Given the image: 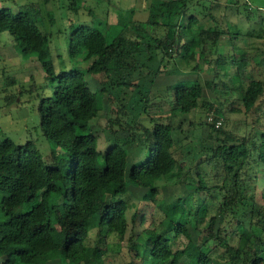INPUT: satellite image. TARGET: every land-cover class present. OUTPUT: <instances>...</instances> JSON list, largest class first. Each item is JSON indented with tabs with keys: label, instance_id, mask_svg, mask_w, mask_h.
Wrapping results in <instances>:
<instances>
[{
	"label": "trees",
	"instance_id": "obj_1",
	"mask_svg": "<svg viewBox=\"0 0 264 264\" xmlns=\"http://www.w3.org/2000/svg\"><path fill=\"white\" fill-rule=\"evenodd\" d=\"M0 1V37L8 34L15 50L34 57L49 80L51 94L38 104L41 135L66 155L64 162L48 164L34 142L0 140V264H105L109 249L103 244L114 236L126 249V264H264L260 116L244 137L214 123L206 137L199 136L201 129L187 117L201 108L218 121L221 110L204 99L205 88L239 93L247 118L260 112L264 78L256 74L264 65V48L253 56L245 47L238 53L240 34L221 27L223 17L209 12L203 15L207 29L189 39L199 24L193 12L208 11L206 2L151 0L147 20L125 21L116 35L95 16L90 25L70 24L63 42L73 64L91 55L87 80L77 68L57 70L54 35L60 41L62 31L42 29L41 0L12 8L8 2L16 0ZM232 5L239 10L240 0ZM68 11L78 15L76 0H69ZM202 55L213 80L201 81L198 64L187 74L176 68L178 59L191 63ZM163 77L175 81L157 87ZM104 109L110 142L101 151L91 124ZM26 170L33 178L25 177ZM168 177L176 178L180 193L170 201L158 183ZM131 194L138 204L129 221ZM151 207L160 220L146 225Z\"/></svg>",
	"mask_w": 264,
	"mask_h": 264
},
{
	"label": "rangeland",
	"instance_id": "obj_2",
	"mask_svg": "<svg viewBox=\"0 0 264 264\" xmlns=\"http://www.w3.org/2000/svg\"><path fill=\"white\" fill-rule=\"evenodd\" d=\"M204 1L203 3L210 7V9L206 11L204 8L199 7L196 12H193L198 17L199 24L193 26L191 32L188 34L189 39H198L200 33L207 29L208 19L203 15L209 12L216 18L223 17L221 27L226 26L231 33L240 34L239 38L235 41V47L238 53L243 52V47H245L248 48L249 56H253L256 53L259 54L258 48H264V39L262 38L264 37V0H240L239 10H235L232 5L236 0H217V4L213 7L208 2L210 0ZM28 2L30 0H16V3L11 1L8 3L11 4L12 8V6L26 5ZM39 2V6L45 17V25L42 29L48 33L53 32L54 34L59 30L62 31L60 41L57 35H54L57 49L54 53L53 61L57 70L77 68L85 72L91 65V55H86L79 63L73 64L68 57L67 46L63 42L64 37L69 34L70 24L74 22L76 25L81 23L90 25L93 16H95L98 20L107 22L106 29L113 35H116L124 27L125 21H130L131 19L146 21L151 0H76L77 6L79 7L78 15L68 11L69 0H49L48 3L41 0ZM22 10L24 9L22 8ZM132 10H134L133 13ZM19 11L13 9L15 14ZM125 17L126 20H124ZM253 33L256 37L252 39L249 34ZM227 38V36L223 37L225 40ZM207 44L210 46L212 41L207 40ZM58 55H61L62 58H58ZM260 57L257 56L255 58L256 63H259ZM138 60L146 61L144 57H140ZM196 64L201 69L199 75L202 82L214 79L215 73L211 72L212 67L208 66V59H205L203 55L197 57V60L191 63L178 59L176 61V68L182 73L187 74L190 73ZM251 69L253 67L249 66L247 75L251 74ZM258 69H260V72L256 75L264 78V65ZM85 77L87 80L91 78L88 72H85ZM190 78H195V76L186 77V79ZM221 79L224 80L223 77ZM12 81H14V84ZM174 81L175 78L172 77L158 78L156 80V86L163 87ZM225 81L229 83L227 79ZM48 84L49 80L47 79V75L42 70L39 62L34 57H23L19 54L15 50L12 38L8 34H3L0 37V140L9 138L19 146L25 145L27 142H34L46 157L48 164H59L65 161V152L47 142L39 130L41 118L38 113V104L42 96L51 94V89L47 88ZM229 85L232 87L231 84ZM16 96H19L17 103H12L10 98ZM203 96L204 99L212 101L215 108L221 110V114L218 115V121H222V125L224 124L223 128L234 133L237 137H244L252 132L253 128L251 123L253 119L258 118L257 115L260 116L258 119L261 122H259V126L256 128H259V130L264 128V105L260 112L251 118H247L244 114L239 93L234 91L225 92L222 88L216 90L205 88ZM164 109L163 111L165 113L169 112L167 107ZM106 110L104 109L91 124L93 133L98 137V143L95 146L101 151H105L110 142V135L105 129L109 115ZM156 111L152 110V113H157ZM136 114L141 119L147 118L146 114H140L139 111ZM187 117L197 123L198 128L201 129L198 135L202 137H206L210 132L208 124H216L214 115L211 113L210 115L207 114L201 108L190 113ZM16 153L17 151L13 152V154ZM187 166L186 164L185 167ZM206 172L212 173L211 168H207ZM175 173H179V170H176ZM24 175L27 178H33L29 170H26ZM259 177V186L264 192V170L260 172ZM175 181L176 178L168 177L158 182L159 185H165L163 197L166 201L179 197V188L175 186ZM11 184L16 186L18 179H13ZM103 196L104 193H102L101 197ZM132 196V207L128 212L129 221L135 213L136 205L138 204L136 197L134 195ZM145 214H147L146 225H149L152 219L160 220V214L152 207L146 210ZM93 237L94 235L92 234V239L94 240ZM128 238L129 234L126 236V239ZM117 242L115 236L104 242L103 247H108L109 249L107 256L104 258L105 264H126L128 261L129 258L127 257L126 249ZM3 259L5 260V258ZM183 264H187V262H183Z\"/></svg>",
	"mask_w": 264,
	"mask_h": 264
},
{
	"label": "built area",
	"instance_id": "obj_3",
	"mask_svg": "<svg viewBox=\"0 0 264 264\" xmlns=\"http://www.w3.org/2000/svg\"><path fill=\"white\" fill-rule=\"evenodd\" d=\"M212 120V119H211ZM222 126V121H217L215 127L220 128Z\"/></svg>",
	"mask_w": 264,
	"mask_h": 264
}]
</instances>
